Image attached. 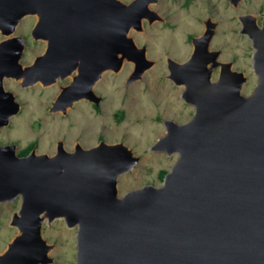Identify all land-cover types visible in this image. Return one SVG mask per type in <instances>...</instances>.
<instances>
[{
	"label": "water",
	"instance_id": "95a60500",
	"mask_svg": "<svg viewBox=\"0 0 264 264\" xmlns=\"http://www.w3.org/2000/svg\"><path fill=\"white\" fill-rule=\"evenodd\" d=\"M158 2L0 0L5 38L0 42V129L20 109L5 80L23 88L55 82L38 75L36 63H20L25 42L15 32L25 16L39 15L49 30L46 18L55 6L59 18L70 15L69 54L77 75L55 106L75 94L71 107L93 95L104 74H119L125 63L133 65L125 89L153 68L146 47L137 46L130 32L142 33L145 20H162L149 9ZM256 18H239L241 33L252 42L257 78L248 96L243 94L247 77L231 64H220L225 68L212 79L216 56L204 58L212 35L202 44L193 41L187 61L168 60V79L183 88L181 99L193 107V115L180 124L164 120L165 134L148 149L177 156L160 186L119 195V177L140 161L124 143L77 145L73 153L59 147L53 156L33 150L24 157L13 145L0 146V204L20 200L9 222L17 234L0 253V264H51L53 245L42 231L45 222L58 219L77 229L75 264H264V23L259 27ZM38 31L35 26V39ZM51 53L49 42L44 56Z\"/></svg>",
	"mask_w": 264,
	"mask_h": 264
},
{
	"label": "rangeland",
	"instance_id": "374dc122",
	"mask_svg": "<svg viewBox=\"0 0 264 264\" xmlns=\"http://www.w3.org/2000/svg\"><path fill=\"white\" fill-rule=\"evenodd\" d=\"M129 3L130 0H121ZM201 3V18L211 15L217 22V42L214 46L224 45V59H235V68L245 71L248 83L243 88V94L248 96L257 79L250 70L249 53L246 51L247 40L237 34L239 28L236 20L237 14L255 12L262 0H243L237 9L229 6L225 0H211ZM182 1L165 3L157 7L162 18L167 21V26L162 22L155 23L153 27L144 26L143 34L131 31L137 46L147 47V58L154 61L153 68L148 71L141 80L135 82L124 92L126 79L133 69V65L125 63L119 74L108 72L104 75L97 90L105 94L102 112L96 115L91 109H84L80 105L70 113L67 119L60 120L62 132L53 133L51 126L42 125L40 114L42 109L36 107L38 101L36 89L23 91L16 84L4 81L7 91L12 92L16 101L21 105L20 114L11 118L9 125L0 129V145L16 144L17 149H23L31 142L37 143V154L52 152V144L55 139H65L66 148L78 140L85 148L92 147L101 138L109 144L124 143L140 158L136 168L130 173L124 174L118 179V192L124 193L141 188L145 185L160 186L162 171L168 172L174 165L177 156L168 157L164 153H150L149 148L165 134L164 120H172L176 123H184L193 115V107L181 100V88L164 78V55L169 53L171 57L180 62L185 59L190 49L185 44V35L189 32V25L193 27L197 14L196 5L181 8ZM209 3V4H208ZM32 25V20H24L16 29V36H27ZM192 29L190 30V32ZM170 41V50L167 51V41ZM5 38L0 34V41ZM40 46L32 41L27 42L24 58L21 63L29 62L39 52ZM169 50V49H168ZM101 88V90H100ZM83 108V109H82ZM83 111L80 117L79 111ZM78 111V112H77ZM55 117V116H53ZM52 117V118H53ZM38 120V121H37ZM41 121V119H40ZM54 130L59 126H53ZM54 134V136H52ZM19 199L13 203L0 204V253L17 234L15 228L9 226L12 214L19 208ZM77 229H68L62 220H56L48 225H43V237L48 244L55 245L49 257L53 259L51 264H75Z\"/></svg>",
	"mask_w": 264,
	"mask_h": 264
},
{
	"label": "flooded vegetation",
	"instance_id": "af4514ba",
	"mask_svg": "<svg viewBox=\"0 0 264 264\" xmlns=\"http://www.w3.org/2000/svg\"><path fill=\"white\" fill-rule=\"evenodd\" d=\"M131 1H133V0H130V2ZM163 1H165V3H173L174 4V2L176 0H159V2L157 4H151L149 6V9L152 11H155L160 16L157 7L159 5H161V3ZM178 1H182L181 5H180L181 8H186V7H189L190 5H196V8H197V14L195 16V22L193 24V27H190V25H189L187 27L189 29V32L185 35V44L188 45V47L190 49L188 50L187 57L185 59L181 60L179 63H183V62L187 61L188 58L190 57V55L193 51V41L194 40H200L199 43L202 44V43H205V41L208 39V37L210 35H212L210 42H209V47H208V51L210 53H207V55H205V57H204L206 60L211 61V59L214 56H216L215 63H217L218 66H216L212 72V79L217 80L219 74L225 68V67H222L220 64H231V69L233 71L241 72L246 76L245 71L235 68V63H236L235 59L227 60V59L223 58V56L225 55L226 46L224 47L223 44H221L220 46H214L215 42H217V32L219 29V25L217 22L213 21V18L211 15H208L205 19L201 18L202 0H178ZM210 1L211 0H206L205 2L210 3ZM225 1L232 8L237 9L239 7V6L236 7L233 5V0L232 1L231 0H225ZM240 3L238 5H240ZM247 14H250V15L257 17L256 18V24L259 27H262L263 23H264V0L261 1V3L259 4V6L255 12H253V13L252 12H245V13L236 15V20H237L238 26H239V28L237 29V34L241 38H244L247 40V46H246L245 52L247 54H248V52H250L248 55L249 56L248 58L250 61V64H249L250 70L253 74V70H252V54H253L252 42L247 37V35L241 33L243 28H242V24L239 20V18L241 16H244ZM70 18H71L70 15L67 16V18H64V17L59 18L58 10H57V7L55 6L53 13L51 14L50 18L49 17L46 18V22H47V20H49V23H50V29L49 30H47V27L43 26L44 24L42 23V19H39V15H37V14L25 16L19 23V25H21V23L24 20H27V19L32 20V25H31L30 29L28 30L27 36H25V37L19 36V37L23 38V40L25 42L24 51L27 47L28 41H32L36 45V47L40 46L39 52H37L33 56V58L27 63H21L22 59L24 58V51H23L20 63L25 67L31 66L32 64L36 63L37 74L40 76L50 77L49 79L46 80V82L55 81L54 83H52L50 85H45V84H43V82L39 81L34 86L23 88L20 86L19 83L15 82L14 80H11V79L6 80L8 83L16 84L23 91H29V90L36 89V96L38 99V101L36 103L37 104L36 107L39 108V110L42 109V111L41 110L40 111L43 112L40 114L41 121H40V119H39V121L38 120L37 121H38V123L40 122L42 125L44 124V125H47L48 127L51 125L59 126V129H57V130H54V128H52L53 126H51V129H53V133L62 132V128L60 126V123H61L60 120L67 119L70 116V113L72 111L76 110L80 105H82L85 110L89 108V109L94 111V114L98 115V114H100V112H102L101 106L104 104V101H105V95H104L105 93L97 90L98 85L102 82V79L105 75L104 74L101 77V79L96 83V85L92 88L93 95H89L88 98H84L82 100H79V101L73 103L72 106L70 107V106H68L70 101L74 100L77 97L75 94H71L68 96V98H67L68 100H66V102L58 103V105L55 106L56 100H57L59 94L62 92L63 88L69 86L73 82V78L77 75V71L73 70L74 69L73 68L74 63H73V61H71V54H69L70 45L73 43L72 41L74 40V38H73V35H74L73 24H71ZM159 22H162L163 26L168 25L165 18H162V20H160V21H155L152 24H149V22L147 20H145V21H143V30H144L145 25L148 26L149 28H151V27H153V25L155 23H159ZM249 23H251V25H252L253 21L250 20ZM35 26L39 27V31H38V35H37L36 39L32 36V31L34 30ZM79 28L80 27L77 26V31H76L77 34H79ZM191 29H192V31L190 32ZM143 33L144 32H142V33L136 32V34H143ZM1 41H3V40H1ZM170 41L172 42L171 38L166 42L168 49H169V50L167 49L168 52L170 50L172 51V49L170 48ZM49 42H50V45L52 47V53L50 56H44L46 49H47V44ZM143 46H145V45H143ZM146 51H147V47H146ZM169 59H173V58L171 57V55L169 53H166L164 55V59H163L164 71L166 72L164 75V78L167 79L169 82H171L168 79V75H169L168 60ZM212 65H213V62H210L209 64H207V68L212 67ZM76 66L79 67L80 64L76 63ZM247 83H248V78H247L246 84ZM4 85H5V83H4ZM174 87L180 88L179 86H175V85H174ZM124 88H125V86H124ZM5 89H6V87H5ZM254 89H255V87L252 89V91ZM100 90H101V88H100ZM180 90L182 92L183 88H181ZM124 92L127 93L128 90L124 89ZM180 96H181V93H180ZM64 108L66 109L65 112H63ZM21 109H22V107L20 105V109H19L18 114L21 113V111H22ZM79 111H80V109H79ZM79 114H81V116H82L83 111L78 112L77 115L80 117ZM53 116H55V117H53ZM64 131L67 132L66 133L67 137L64 139H55L53 141L52 152L50 154H47V153H40V154H47L49 156H53L56 154L59 147H62L65 151H67L69 153H73L75 151V148L77 147V145L83 147L81 145V143L78 140H76L71 144V148L67 149L64 140L65 139L67 140V138L69 137V133H68V130H64ZM52 136H54V134ZM101 141H103V140L100 138L98 140V143ZM11 145L15 146L16 153L20 157L27 156L33 150L37 151L36 141L29 143L28 145H26V147H24L23 149H20V150L17 149L16 144H3L0 146H11ZM83 148H85V147H83ZM50 245H53V244H50ZM54 248H55V245H53V249ZM53 249H52V251H53ZM75 262H76V258H75Z\"/></svg>",
	"mask_w": 264,
	"mask_h": 264
},
{
	"label": "trees",
	"instance_id": "16d2710c",
	"mask_svg": "<svg viewBox=\"0 0 264 264\" xmlns=\"http://www.w3.org/2000/svg\"><path fill=\"white\" fill-rule=\"evenodd\" d=\"M167 172H165V171H162L161 172V174H160V178H161V180H163V177H164V175L166 174Z\"/></svg>",
	"mask_w": 264,
	"mask_h": 264
},
{
	"label": "bare ground",
	"instance_id": "6f19581e",
	"mask_svg": "<svg viewBox=\"0 0 264 264\" xmlns=\"http://www.w3.org/2000/svg\"><path fill=\"white\" fill-rule=\"evenodd\" d=\"M7 80H10V79H7ZM11 80H14V79H11ZM14 81L20 84V82H18V81H16V80H14Z\"/></svg>",
	"mask_w": 264,
	"mask_h": 264
}]
</instances>
